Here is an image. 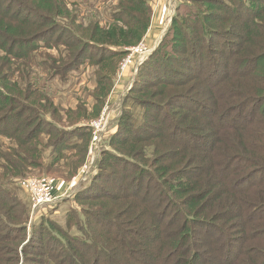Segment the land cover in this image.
Segmentation results:
<instances>
[{
    "label": "trees",
    "instance_id": "obj_1",
    "mask_svg": "<svg viewBox=\"0 0 264 264\" xmlns=\"http://www.w3.org/2000/svg\"><path fill=\"white\" fill-rule=\"evenodd\" d=\"M102 1L0 0V110L32 113L0 133L15 138L0 155V240L18 243L29 227L31 202L12 194L40 157L48 168L71 154L83 162L82 121L97 118L127 48L149 28L150 0H118L101 19L94 10ZM81 10L91 13L85 25ZM13 63L43 64L46 79H18ZM263 63L264 0H179L138 67L128 92L134 108L119 117L90 185L74 195L80 213L65 220L76 231L41 218L30 225L37 247L30 239L0 245L13 253L0 252V264L21 256L38 264H264ZM89 66L96 87L86 117H49L23 101L36 103L35 90H66L67 76L79 79ZM102 178L114 179L112 191L95 184Z\"/></svg>",
    "mask_w": 264,
    "mask_h": 264
},
{
    "label": "rangeland",
    "instance_id": "obj_2",
    "mask_svg": "<svg viewBox=\"0 0 264 264\" xmlns=\"http://www.w3.org/2000/svg\"><path fill=\"white\" fill-rule=\"evenodd\" d=\"M117 1L118 0H103L99 9L94 11H98L101 19H103V16L110 12L112 7L116 6ZM178 2L179 0H150L151 18L150 25L145 36L138 45L132 47L131 50H127L126 55L121 59L119 67L116 69L115 75L112 79L109 93L106 95L102 105L100 106L97 118L91 120L89 119L85 122L82 121V124L85 125L84 129L86 132V137H81L80 140V145L84 146L86 143V153H84L85 156L83 157V162L82 160L80 161V153L77 155L71 154L64 158H60L56 164H53L51 168H48L46 163L48 161L47 158L49 157H46V159L40 157L38 162L40 167H37V169H31L30 173L25 175L26 178L22 179L20 184H18L17 192L12 194L14 199L18 200L22 206L31 202L29 217L26 222V226L29 227L26 230L24 237L22 236V239H20L18 243H15V241L12 240L9 241L7 237H3L0 240V245L5 247L13 246L20 248L18 246L26 245V242L30 239V241H34V247H37V244L35 243L37 239L34 238L36 236H34L31 232L30 225H36L41 218L59 224V226L63 229L68 230L69 233H74L76 231V222L70 223L69 226H67L65 220L66 215H68V212L72 209H75L78 212L80 211V206L75 203L74 195L78 190L90 185L92 178L98 170L97 166L99 164V160L101 159V152L103 150L110 149L108 141L109 138L117 131V122L119 117L126 110H132L134 108L132 103L133 100H131V95H128V92L133 84L138 67L147 59L149 54L162 38L164 33L160 39L158 36L164 30L166 25L167 27L169 26L175 6ZM4 5V3H0V10L4 9ZM11 13L12 11L9 10L8 15ZM90 15V12L86 13L81 10L77 13V19L85 25L91 21ZM45 52L54 57L58 54L57 49L45 50ZM34 53L35 51H30L29 55H34ZM38 56L44 57L42 53L37 55V57ZM141 58L143 60L139 63ZM42 65L43 64H36L35 66L37 68L32 71L24 65L13 63L12 71L13 69L15 70V73L18 75V79H25L28 81L31 76H34V79H31V83L33 82L37 85L46 79L47 76L44 69L41 68ZM262 66H264V63ZM93 69V67L89 66L84 70V73L81 74L79 79H77L76 73L73 74V77L68 75L67 77L70 79V82L67 84L66 90L61 92L53 89L52 91L47 89L46 91L40 89L35 90L37 94H34V96L32 95V97L37 100L36 103H32L26 99H23V101L29 102L34 106L39 105L42 107V112L46 113V116L49 117L52 115L60 117L61 119H67V117L74 118L82 115L86 117L88 113L93 111V105L95 104L92 97L93 91L96 87L91 78L93 76ZM20 83L23 85L22 82ZM36 85L31 86V88L34 89ZM133 95L137 96L138 94L137 92H134ZM11 106L12 105L6 104L2 107V110H0V118L2 119L5 118L4 114L10 113L9 118L3 119L0 122V133L5 131V124L15 126L19 114H22L21 116L24 118L28 115V113H30L29 119L32 118V113L29 110L19 113V108L12 109ZM3 115L4 117H1ZM34 121L35 119L33 118L30 123ZM1 123H3L4 126L1 125ZM63 123L64 122L61 121V124L58 125H67ZM23 127L26 128V126ZM69 127L72 128V126ZM13 148L15 149V138L0 134V155L2 153H4V156L7 155ZM0 162H2L1 159ZM42 164H44L47 168L45 169ZM0 171H2V168H0ZM32 177H40L47 181L50 192L57 196L55 202L49 205L37 206L34 208L32 195L24 187V181ZM113 177H115V174H113ZM113 181V178L112 180L102 178L96 180L95 184L103 189L108 188L109 191H112L110 185ZM22 206H17L18 210H16V212L20 211ZM79 217L80 215L78 214V218ZM2 232H4V227L0 224V233ZM1 248L2 247L0 246V252L5 257L13 255L10 250H2ZM24 260L26 261L25 264H38L35 261H27V258L22 256L19 261L22 263Z\"/></svg>",
    "mask_w": 264,
    "mask_h": 264
},
{
    "label": "built area",
    "instance_id": "obj_3",
    "mask_svg": "<svg viewBox=\"0 0 264 264\" xmlns=\"http://www.w3.org/2000/svg\"><path fill=\"white\" fill-rule=\"evenodd\" d=\"M131 49H132V47H128L127 50H131ZM142 60L143 59L141 58L139 63H141ZM85 172H86V170H85ZM24 187L32 195V199L34 201V208L37 207V206H44V205L52 204L57 199V196L53 195L50 192L48 183L43 178H40V177L28 178L24 182Z\"/></svg>",
    "mask_w": 264,
    "mask_h": 264
},
{
    "label": "crops",
    "instance_id": "obj_4",
    "mask_svg": "<svg viewBox=\"0 0 264 264\" xmlns=\"http://www.w3.org/2000/svg\"><path fill=\"white\" fill-rule=\"evenodd\" d=\"M166 27H167V25L165 26L164 30H163V31H162V32L159 34V36H158V37H159V39L161 38L162 34H163V33H164V31L166 30ZM155 47H156V46H155ZM155 47H154V48H155Z\"/></svg>",
    "mask_w": 264,
    "mask_h": 264
}]
</instances>
